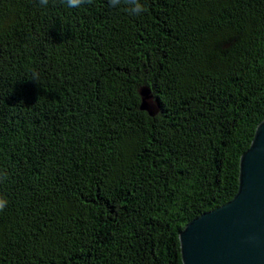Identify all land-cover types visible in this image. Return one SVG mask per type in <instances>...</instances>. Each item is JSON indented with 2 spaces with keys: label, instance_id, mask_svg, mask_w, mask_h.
Listing matches in <instances>:
<instances>
[{
  "label": "trees",
  "instance_id": "16d2710c",
  "mask_svg": "<svg viewBox=\"0 0 264 264\" xmlns=\"http://www.w3.org/2000/svg\"><path fill=\"white\" fill-rule=\"evenodd\" d=\"M139 3L0 0V264H183L237 194L264 0Z\"/></svg>",
  "mask_w": 264,
  "mask_h": 264
},
{
  "label": "water",
  "instance_id": "95a60500",
  "mask_svg": "<svg viewBox=\"0 0 264 264\" xmlns=\"http://www.w3.org/2000/svg\"><path fill=\"white\" fill-rule=\"evenodd\" d=\"M179 238L183 264H264V120L241 156L237 194L188 223Z\"/></svg>",
  "mask_w": 264,
  "mask_h": 264
},
{
  "label": "clouds",
  "instance_id": "9594fccd",
  "mask_svg": "<svg viewBox=\"0 0 264 264\" xmlns=\"http://www.w3.org/2000/svg\"><path fill=\"white\" fill-rule=\"evenodd\" d=\"M63 3H66L68 7H79L83 3H92V0H62ZM48 0H40L41 5H47ZM109 4L112 7H118L121 5H129L130 11L136 15L142 14L146 11L144 5L139 3V0H109ZM134 6V7H133ZM6 202L0 200V210H3Z\"/></svg>",
  "mask_w": 264,
  "mask_h": 264
}]
</instances>
